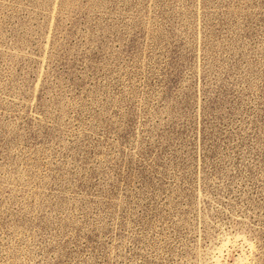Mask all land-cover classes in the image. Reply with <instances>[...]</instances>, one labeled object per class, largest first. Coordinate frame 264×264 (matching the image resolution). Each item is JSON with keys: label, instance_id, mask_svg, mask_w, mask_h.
Here are the masks:
<instances>
[{"label": "rangeland", "instance_id": "obj_1", "mask_svg": "<svg viewBox=\"0 0 264 264\" xmlns=\"http://www.w3.org/2000/svg\"><path fill=\"white\" fill-rule=\"evenodd\" d=\"M0 264H264V0H0Z\"/></svg>", "mask_w": 264, "mask_h": 264}]
</instances>
